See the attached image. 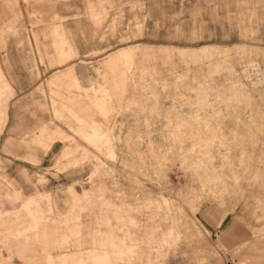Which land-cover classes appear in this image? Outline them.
I'll return each instance as SVG.
<instances>
[{
    "label": "rangeland",
    "instance_id": "1",
    "mask_svg": "<svg viewBox=\"0 0 264 264\" xmlns=\"http://www.w3.org/2000/svg\"><path fill=\"white\" fill-rule=\"evenodd\" d=\"M0 264H264V0H0Z\"/></svg>",
    "mask_w": 264,
    "mask_h": 264
},
{
    "label": "crops",
    "instance_id": "2",
    "mask_svg": "<svg viewBox=\"0 0 264 264\" xmlns=\"http://www.w3.org/2000/svg\"><path fill=\"white\" fill-rule=\"evenodd\" d=\"M115 57L113 56V57H111L110 59H109V61L108 62H110L111 61V59H114ZM63 77H67V75L66 74H64V76ZM62 76L60 77H57L56 78V80H58V81H60L62 78H63ZM32 200L30 199V201L28 202V207L30 206V204H32Z\"/></svg>",
    "mask_w": 264,
    "mask_h": 264
}]
</instances>
